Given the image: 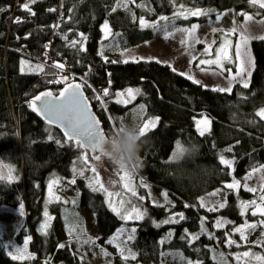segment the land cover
<instances>
[{"label":"trees","instance_id":"1","mask_svg":"<svg viewBox=\"0 0 264 264\" xmlns=\"http://www.w3.org/2000/svg\"><path fill=\"white\" fill-rule=\"evenodd\" d=\"M116 1L36 0L30 4L35 13L31 15L20 7L29 0H0V9L9 7L0 17V159L15 164L20 177L10 183L0 181V206L18 208L22 204L29 212V221L18 238L22 241L24 236L33 234L32 247L37 257L32 264L75 260L72 246L67 243L69 237L66 241L55 225L47 235L38 227L44 216L49 179L54 174L70 177L72 161L83 149L67 143L57 128L29 107V101L41 92L58 94L62 91L64 83L51 81L67 76L68 83L79 82L83 86L107 136L136 113L140 105L146 108L142 121L149 117L160 118L156 128L146 134L151 144L141 153L136 172L151 186L167 191L175 203L158 207L140 201L148 214L138 222L132 241L137 261L164 264L168 249L182 244L178 248L189 259L199 260L200 264H221L214 259L213 251L218 248L227 254L226 239L231 225L217 229L215 220L225 217L234 224L254 221L250 214L241 215L239 206L240 197L249 194L230 193L226 206L215 213L198 205L203 195L264 165V119L256 115L264 108V40H250L255 69L249 86L236 84L231 93L213 91L189 80L169 64L156 60L112 63L110 55L150 43L166 36V31L173 32L206 20L197 16L176 17L174 13L180 4L189 9H213L218 14L238 8L248 0H175V3L173 0H135L122 8L115 7ZM248 12L256 18L264 17V9L251 6ZM162 16L168 20H161ZM17 18L21 22L17 23ZM140 18L156 27H141ZM105 22L111 32L108 38L103 31ZM83 38L86 39L82 45L71 46V41ZM101 51L103 57L99 54ZM22 60L34 66L43 65L44 72L34 68L22 72ZM55 62L63 63L65 68L62 71L52 68ZM129 87L141 89V94L127 105L116 103L114 94ZM106 88L110 96L103 98L107 105L104 109L93 97ZM203 116L210 118L211 131L200 136L195 121ZM49 134L55 135L52 141L48 140ZM177 141L201 146L199 163L211 169L210 177L195 186L187 182L179 184L171 178L169 169L175 167L172 154ZM221 155L234 159L233 168L220 163ZM76 185L82 192L76 199L77 206H93L97 210L102 233L99 242L104 246L124 221L111 212L104 195L92 192L84 179H78ZM181 212L185 219L172 229L168 225L156 227L157 222L162 223L171 214ZM202 217L207 218L205 228L214 237L204 232L190 243L183 231L198 230ZM168 230L173 232L174 238L161 244ZM180 234L185 237L184 241L177 238ZM61 244L63 248L59 247ZM1 252L4 250L0 246ZM229 259L227 264H234V259Z\"/></svg>","mask_w":264,"mask_h":264},{"label":"rangeland","instance_id":"2","mask_svg":"<svg viewBox=\"0 0 264 264\" xmlns=\"http://www.w3.org/2000/svg\"><path fill=\"white\" fill-rule=\"evenodd\" d=\"M120 3L121 0H117L114 4L115 7L116 8L124 7V6H119ZM251 6L252 5H250L249 2H245L242 3L238 8L236 7L234 9H231L230 11H226L218 14L213 9L211 10L207 8H199L205 10L207 12V15H201L197 17H206V20L194 24V25H198L199 27L196 29V32L194 33V36L192 38H188L185 33L173 31L174 35L171 37L165 38L166 36H163L150 43L143 44L128 51L121 52L115 55H110V59L116 62H123L125 59H128V61L156 60L164 64H169L177 72H179L180 74L183 73V75L186 77L191 75L195 80L200 81L199 84H202L208 88L211 89H214L216 87L226 88L229 86V83L231 81V76L236 74L238 70L237 66L235 64L229 65L226 63L225 68H231V74L228 73L227 71L223 72V74H214L220 72V70L217 68L216 65H201L199 64V61L201 59H212L215 57L216 49L220 46V44L223 42L225 38L222 34V31H228L232 27H237V33L235 35L228 37L232 41L233 47L230 49V54L233 55L234 59H235L234 57L235 45L239 41V32L242 29L247 28V34L252 37L264 36V24L259 23L260 21H264V17L256 18L254 17V15L249 13L248 8H250ZM257 8L259 7L257 6ZM7 9H9V7H5L2 8V10H0V17L2 13H4ZM239 13H247L248 15H251L253 17V20L250 22L246 21L245 17L239 15ZM212 14H216V16H212ZM190 17L193 16H189L188 18ZM191 27L192 25H188L185 27H181L180 29L191 28ZM214 28L222 31L214 32L213 31ZM182 40H187V43L182 44L181 43ZM196 40H199L200 42L196 43L195 42ZM213 40H215L216 43L212 45L211 55H208L207 53H205V48ZM247 47L251 57L254 60V66H249L246 64V67H250L251 73H253V70L255 69V59L251 50V41H249ZM31 66L32 68H35L33 64H31ZM245 79L247 80L248 84H250L251 77H247V76L237 77L236 80L231 81V89L233 90V86L236 84L242 85L243 84L242 81ZM70 81L72 82L74 80L72 79ZM231 92H227V93H231ZM52 136L54 137L55 135L52 134ZM83 151L79 153V155H77L74 162L72 161L73 164L72 175L70 177H64L59 174H54L51 176V178L48 181V185H49V182L53 179L60 180L59 185L53 186V192L61 197L60 201H55L51 199V197L49 196V190L47 185V195L44 202V212L45 210H47L49 216L52 217L51 221L49 222L50 227H48L47 233L49 232L50 228L55 225L56 228H58V230L60 231L62 237H64L66 241L67 238L69 237L67 243L71 244L72 254L75 257V260L72 262L64 260L56 264H143L137 261L136 255H135V259L129 258L127 261H125L121 257L120 249L116 247V244L108 243V241L112 239V237L115 236L118 231L115 234H113L109 239L107 238L106 242L104 243L105 244L104 246H103V242L102 243L99 242L102 233L100 232L98 226L96 208H94L93 206L88 208L77 206L76 199L82 193L81 189H79L76 184L74 185L69 184L68 181L74 177L73 167L75 166L77 169L85 170L84 177L76 176L75 177L76 181L78 179H84L88 186V179H86V177H91L92 175L88 165L96 163L97 171L99 172L100 179L105 184V186L108 187L110 191L120 192L122 197L126 201L130 200L132 205L141 208L142 211L146 212V215L148 214V212L145 210L144 204L140 202L142 200H140L139 197L143 196L144 197L143 201H148L151 204H156V205L163 204L167 207H170V205L168 204L167 201L164 200V197L162 195V193L165 192V190L157 186H151L142 175L136 172L137 166L134 168H125L129 173L132 174L133 186L135 187L137 192V196L133 197L131 193H128L123 189L122 182L120 181L119 176L117 175L118 167L114 166L109 160H107L104 157H102L99 162H94L92 160V156L97 155L99 153H92L90 150H88V157H89L88 165H85L79 159L82 156ZM229 160L234 161V159H229ZM8 166L14 169V171L12 172V176L14 177V179L12 181L19 180L20 177L18 174L17 166L15 164L7 163L0 159V172H3L4 175L8 174ZM249 173L244 174L240 177L233 178V180L235 179L241 182V186L238 190H230L225 188V185L227 183L233 182L232 180L230 182L225 183L223 186L203 195L201 198H203L205 200V203L210 207L212 205H218L219 203L225 201L227 204L228 195L230 193L240 194L241 192H243L249 194V196L240 197L239 206L242 201L248 202L252 200H257V202H259L258 200V197L260 195L259 188L262 183L260 177L264 173H259V172L255 173L254 175L251 176V178L246 179ZM141 179H143L144 182L149 186L148 188H144L140 185ZM109 181H115V183L109 184ZM245 184H247L249 187L257 188L258 191L256 193L248 192L243 187V185ZM213 192H218V195L215 196L211 195V193ZM96 193H100L104 195L101 192H96ZM104 197H105V202L107 204V197L105 195ZM113 199L115 201L118 198L114 197ZM136 199L138 200L136 201ZM65 200H67L68 203H64ZM168 200L171 201V206L175 203V201L171 198L169 193H168ZM72 201H75V204H73ZM198 206L209 211L208 207H202L200 205V201ZM125 207L128 208L130 206L126 203ZM220 210L221 209H217L216 211H211V212L215 213ZM250 210L251 208H249L245 212L244 216L250 214ZM22 211H23V215H21L20 207L11 208L4 205L0 206V246L3 247L4 250V252L0 253V264H32V261L37 257V253L34 251L32 247L33 245L32 243L34 241L33 234L24 236L22 238V241L19 240L18 238L21 229L24 227V225H26V222L29 221V212L26 210L24 206ZM261 219H264V217L254 218V221L246 220L243 224H234V222H232L228 218L225 217L216 218L215 221L217 220L225 221L224 227L217 228L215 226V228L217 229H223L228 225H231V228L228 231L229 234L231 235L228 234L227 238L230 236L232 240L236 241V244L229 246L227 244V239H226L227 254H225L224 251H221V249L215 248L213 251L214 259L221 264L222 262L223 264H227L229 260L231 261V259H229L230 257L234 259L233 260L234 264H260V262L256 261L251 257L242 258L240 261H237L236 257L237 255L242 254L245 251H248L255 255L264 256V226H260L258 223L259 220ZM45 220L46 217L43 216V219L39 224L38 228H40L41 225L45 223ZM140 221L142 220L124 221V224L118 229L120 230L121 228H124L126 231L124 232L123 235H121L118 238L117 242L119 243L123 241L127 245V248L131 250L132 253H134L133 244H132L133 240L131 241L127 240V236L129 234L127 230H130L133 227L136 228L138 222ZM200 221L201 222L203 221V227L205 228V223L207 222V218L202 217ZM181 222L182 220L176 224H172V223L164 224L160 222H157V224L162 226L168 225L169 229H172ZM246 222L249 224L255 223L257 224V227L254 230L253 229L246 230L247 240L244 241L241 240L240 234L234 232L233 229L236 227L244 226ZM70 227L74 228V231L72 232L71 235L69 234ZM201 227L202 225L199 227L198 230H193L188 228L185 229V231L183 232L185 233L186 237H188V234L198 235L200 237L204 233V232L201 233ZM170 232L171 231L169 230L167 231L166 237L162 239L163 241L167 240ZM206 232L210 237H214V234L212 232L209 234L210 231L208 229ZM28 237H31V239L28 240L27 243V254H30L33 258L32 259L26 258L23 260L12 259L11 256L8 255V253L13 252L15 254L16 248L23 249L25 245V240H27ZM182 237L183 236L181 234L177 236L178 239L184 241L185 239H182ZM173 238L174 235L172 232V236L168 241L173 240ZM188 239L190 243L194 242L191 241L190 238ZM181 245L178 244L177 246L181 247ZM121 246L123 247L124 244H122ZM171 247L173 248L168 249L167 251L168 253L166 254V257H164L162 263L187 264L188 261H191L192 264L201 263L199 260L197 261L186 257L185 254L180 252L178 247L176 246H171ZM105 252L108 253V255H104ZM125 254H127V252Z\"/></svg>","mask_w":264,"mask_h":264},{"label":"snow or ice","instance_id":"3","mask_svg":"<svg viewBox=\"0 0 264 264\" xmlns=\"http://www.w3.org/2000/svg\"><path fill=\"white\" fill-rule=\"evenodd\" d=\"M36 0H29L28 3H25L21 5V9L24 11L29 12L31 15H35V13L32 11L30 4H34ZM175 3V0H173ZM249 4L254 7H259L260 9H264V0H248ZM128 3H135V0H121V3L119 6L126 7ZM138 6H144V5H138ZM2 10V9H0ZM50 11H55V9H50ZM115 11V9H113ZM176 17H184L187 19L189 16H201V15H207V12L202 9H187L183 4H180L178 6V10L176 13H174ZM239 15H242L245 17L246 21H252L253 17L251 15H248L247 13H239ZM161 20H168V17L162 16L160 17ZM17 23L21 22L19 18L16 20ZM139 23L141 27H156L155 24H148L143 18H140ZM259 23L264 24V21H260ZM53 27H57L54 25ZM198 25H192L191 28H184L180 29L177 28L175 31L185 33L188 38H192L194 36V33L196 32V29L198 28ZM103 31L105 34V38H108V36L111 34L110 28L107 22L103 25ZM214 32L216 31H222L219 29H213ZM237 33V27H232L228 31H222L223 36L225 37L223 42L220 44V46L216 49L215 57L212 59H201L199 61V64L201 65H216L217 68L220 70L219 73L214 74H223V72L227 71L231 74V68H225V64H235L237 66V72L235 75L231 76V81L236 80L237 77H251V70L250 67H246V64L249 66H254V60L250 55V52L248 51V43L251 39H261L264 40V36H258V37H252L247 34V28L242 29L239 32V41L235 45L234 49V57L230 54V49L233 47L232 41L228 38L232 35H235ZM173 32H167L166 31V37L173 36ZM81 37H83V34H81ZM67 40V37H64ZM83 38L79 41L73 40L71 41V46L76 47L78 44H83L84 42ZM196 43H199V40L195 41ZM182 44L187 43V40H182ZM216 41L213 40L208 46L205 48V53L208 55H211V48L212 45L215 44ZM103 57V51L99 53ZM105 62H107V57H104ZM135 59V58H133ZM195 59V58H194ZM128 59H125L123 63H128ZM112 63H116V61H112ZM52 68L63 70L65 68V65L63 63L55 62L53 65H51ZM26 68L31 69L32 66L29 61L22 60L21 61V71L24 72ZM35 71L38 72H44V66L41 64H37L34 68ZM204 70V69H202ZM58 74V73H57ZM183 75V73H181ZM189 80H193L194 83L199 84L200 81L195 80L191 75L187 77ZM68 77L61 75L59 79L51 81L52 83L60 84L64 83L66 86L63 88L62 91H60L58 94H54L52 91H45L41 94L35 96L33 99L29 101V107L32 108L34 112L39 113L46 121L47 123L52 126L56 125L59 128L63 130V135L66 138L67 143H71L73 146L83 149V154L79 158L82 163L85 165H88V150L90 149L92 153H99L97 155L92 156V160L94 162H99L101 158L105 154V147H106V141L107 137L105 136L103 130L100 127V121L96 118V116L91 111V105L89 103L88 97H86L82 90H81V84L77 83H68ZM231 81L229 83L228 87H216L212 89L213 91L218 92H231ZM243 86L247 88L248 82L247 80H243ZM111 81H109V84ZM141 94V89L139 88H127L123 91H118L114 95L116 97V103L118 104H124L127 105L131 101L136 99L137 95ZM110 92L109 89H103L102 93L94 95L93 99L100 102V105L102 108L106 109L107 105L104 101V97H109ZM146 112V108L144 105H140L138 109H136V113L143 119L144 114ZM256 115H258L261 119H264V108L260 109ZM111 119V117H109ZM160 118L158 116L156 117H149L146 120H143V124L141 127V135H146L148 132L152 131L156 128L157 124L159 123ZM197 130L200 134V136H204L206 132L211 131V120L207 116H203L202 119L195 121ZM203 125V126H202ZM54 138L52 135L49 134L48 140L52 141ZM57 144H60L59 140L55 141ZM232 149L229 148L227 151H231ZM183 147L182 144L177 141L175 145V152L172 154V159H174L177 155V153L182 152ZM220 163L225 165L228 168H231L234 164V161L226 159L223 155L219 157ZM92 175L91 177H86L88 179V187L91 189L92 192H101L107 197V206L111 210V212L115 213L116 216H118L121 220L128 221V220H143L145 218L146 212L142 211L141 208L136 207L131 204V201H126L120 192H114L110 191L108 187L105 186V184L101 181L99 172L97 171V164L93 163L91 165H88ZM136 167V166H135ZM14 169H12L10 166H8V174L4 175L3 172H0V181H7L11 182L14 177L12 176V172ZM264 173V166L253 168L252 171L248 174L247 178H251L252 175L255 173ZM73 173L74 177L68 181L69 184H76V176L84 177L85 170L84 169H77L75 166L73 167ZM117 175L119 176L120 181L122 182L123 189L131 193L133 197L137 196V192L135 187L133 186V180H132V174L129 173L124 167H120L117 170ZM262 183L259 188V197L257 200H252L248 202H241L240 207L242 209L241 215H244L245 212L251 208V215L257 216L260 215L261 217H264V174L260 177ZM115 181H109V184H114ZM60 180L59 179H53L49 182L48 190H49V196L51 199L55 201H60L61 197L59 195H56L53 192V186L59 185ZM140 185L144 188H148L149 186L144 182L143 179L140 180ZM241 186V182L239 180H233L231 183H227L225 185L226 189L230 190H238ZM243 187L248 191L252 193H256L258 191L255 187H249L247 184L243 185ZM150 194V193H149ZM164 200L168 202V204L171 206V201L168 200V192L165 191L162 193ZM211 195L215 196L218 195V192H213ZM118 198L114 201L113 198ZM140 200H143L144 197L140 196ZM64 203H68L67 200L64 201ZM73 204H75V201H72ZM128 204L130 207L126 208L125 204ZM155 203V202H154ZM200 205L202 207H208L209 211H216L217 209H222L226 206V201L219 203L218 205H212L208 206L205 203V200L203 198L200 199ZM158 207H164L163 204H158ZM185 207H188V205H185ZM21 208V215H23V205H20ZM44 216L46 217L45 223L41 225L40 231L43 232L45 235H47V229L50 227V221L52 217L49 216L48 211L45 210ZM184 214L181 213H173L170 215L168 219H165L162 221L164 224H176L179 223L181 220H184ZM259 225L264 226V219L259 220ZM201 233L206 232L207 229L203 227V221L201 222ZM225 221L223 220H217L215 221V226L217 228L224 227ZM160 225L157 224L156 227H159ZM257 224H249L245 223L242 227H236L233 229L234 232L240 234L241 240L246 241L247 235L246 230L247 229H256ZM74 231V228H69V234L71 235ZM126 230L124 228H121L118 230L117 234L112 237L108 241L109 244H116V247L120 249L121 257L127 261L129 258L135 259V254L131 252L130 249L127 248V245L121 241L117 242L118 238L124 234ZM129 232L127 236V240L131 241L134 239V233L136 232V228L133 227L130 230H127ZM172 236V233H169V236L167 239H170ZM185 237H182L184 239ZM188 238H190L191 241H195L199 238L198 235L188 234ZM31 237H28L27 240H25L24 248H16L15 254L13 252H9L8 255L11 256L14 260H23V259H32L33 257L30 254H27V243L28 240H30ZM161 244L164 243V241H160ZM124 244L122 247L121 245ZM227 244L229 246L236 244V241L232 240L229 236L227 238ZM238 246V245H237ZM60 248H63L64 245H59ZM127 252V254H125ZM104 255H108V253H104ZM253 258L256 261L260 262V264H264V256L261 255H255L248 251L243 252L242 254L237 255L236 259L237 261H240L242 258ZM187 264H192L191 261H188ZM223 264V262H222Z\"/></svg>","mask_w":264,"mask_h":264},{"label":"clouds","instance_id":"4","mask_svg":"<svg viewBox=\"0 0 264 264\" xmlns=\"http://www.w3.org/2000/svg\"><path fill=\"white\" fill-rule=\"evenodd\" d=\"M143 121L137 113L122 123L107 137L104 158L120 168H134L141 153L150 146L151 140L141 135ZM183 151L172 160L174 169H169L171 178L179 184L187 182L195 186L203 178L210 177L211 169L199 163L201 146L195 142L182 144Z\"/></svg>","mask_w":264,"mask_h":264},{"label":"water","instance_id":"5","mask_svg":"<svg viewBox=\"0 0 264 264\" xmlns=\"http://www.w3.org/2000/svg\"><path fill=\"white\" fill-rule=\"evenodd\" d=\"M77 84H80V83H77ZM82 86V85H81ZM63 90V89H62ZM81 90H82V92H83V94L87 97V94H86V92H85V90H84V88H83V86L81 87ZM45 92V91H44ZM42 93V92H41ZM40 93V94H41ZM39 95V94H38ZM89 99V98H88ZM89 103H90V105H91V102H90V100H89ZM91 111L93 112V114L96 116V118L100 121V127H101V129L103 130V132H104V134H105V136L106 137H108L107 136V134H106V132H105V129L103 128V125H102V121H101V119H100V117L98 116V114L95 112V110L93 109V106L91 105ZM37 113V112H36ZM38 114V116H40L43 120H45L41 115H39V113H37ZM46 121V120H45ZM47 122V121H46ZM52 126H54V127H56L62 134H63V130L61 129V128H59L58 126H56V125H52ZM90 150V149H89ZM91 151V150H90ZM251 211H252V209L250 210V216L252 217V218H263V217H261L260 215H257V216H252L251 215Z\"/></svg>","mask_w":264,"mask_h":264},{"label":"crops","instance_id":"6","mask_svg":"<svg viewBox=\"0 0 264 264\" xmlns=\"http://www.w3.org/2000/svg\"><path fill=\"white\" fill-rule=\"evenodd\" d=\"M227 11H230V10H227ZM226 12V11H225ZM255 59V58H254ZM253 72H254V70H253ZM252 75H253V73H251ZM251 78H252V76H251ZM251 80V79H250ZM250 82V81H249ZM243 85V84H242ZM249 85V84H248ZM235 86V85H234ZM234 86H233V88H234Z\"/></svg>","mask_w":264,"mask_h":264},{"label":"built area","instance_id":"7","mask_svg":"<svg viewBox=\"0 0 264 264\" xmlns=\"http://www.w3.org/2000/svg\"><path fill=\"white\" fill-rule=\"evenodd\" d=\"M41 60H44V57H42Z\"/></svg>","mask_w":264,"mask_h":264}]
</instances>
